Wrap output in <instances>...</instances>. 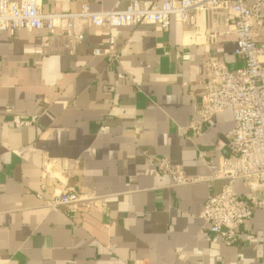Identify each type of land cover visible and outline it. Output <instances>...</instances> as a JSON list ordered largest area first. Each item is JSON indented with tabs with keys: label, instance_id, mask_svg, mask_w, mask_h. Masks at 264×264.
Masks as SVG:
<instances>
[{
	"label": "crops",
	"instance_id": "1",
	"mask_svg": "<svg viewBox=\"0 0 264 264\" xmlns=\"http://www.w3.org/2000/svg\"><path fill=\"white\" fill-rule=\"evenodd\" d=\"M128 1L40 3L49 13L75 12L84 2L94 11L123 10ZM83 30L73 56L43 31L0 34V264H264V209L243 224L235 244H210L198 215L221 182L173 187L156 176L155 162L166 158L190 178L207 177V160L217 164L228 154L230 111L214 115L199 137L184 129L197 119L204 56L220 57L230 71L242 66L235 38L208 46L174 21L165 30ZM109 36L113 66L92 55ZM257 41L264 67V27ZM14 116L31 124L17 129ZM63 185L99 199L87 214L68 215L37 197ZM235 191L249 195L242 181Z\"/></svg>",
	"mask_w": 264,
	"mask_h": 264
},
{
	"label": "built area",
	"instance_id": "2",
	"mask_svg": "<svg viewBox=\"0 0 264 264\" xmlns=\"http://www.w3.org/2000/svg\"><path fill=\"white\" fill-rule=\"evenodd\" d=\"M201 18L202 26L198 24ZM170 21L190 26L195 40L208 46L219 38L233 36V57L242 64L230 71L220 57L210 52L204 56L197 119L184 129L189 137H199L214 115L230 111L233 127L228 134V154L217 164L207 160L209 175L200 178L186 176L166 158L155 162L156 176L168 178L173 187L221 182L220 191L206 199L198 215L203 222L200 233L210 244L230 246L240 239L241 227L253 213L264 209V67L263 49L257 41L264 27V0H129L123 10L108 11H94L84 2L75 12L49 13L41 10L40 0H0V34L43 31L50 39L61 38L63 42L57 49L70 56L83 42L86 24L106 30L149 24L165 30ZM113 48L114 38L109 36L92 55L107 56L113 66ZM106 90L113 91V87ZM10 121L17 129L31 124L18 116ZM198 158L207 159V153L200 152ZM62 166L66 169L67 163ZM237 181L248 190L247 198L235 191ZM37 197L45 207L68 215L87 214L99 199L94 193H79L67 185L51 197Z\"/></svg>",
	"mask_w": 264,
	"mask_h": 264
}]
</instances>
